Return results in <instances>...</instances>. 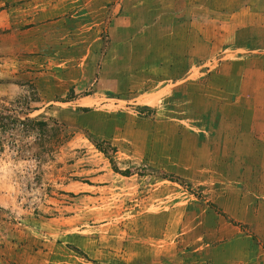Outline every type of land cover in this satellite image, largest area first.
Here are the masks:
<instances>
[{
	"label": "rangeland",
	"instance_id": "obj_1",
	"mask_svg": "<svg viewBox=\"0 0 264 264\" xmlns=\"http://www.w3.org/2000/svg\"><path fill=\"white\" fill-rule=\"evenodd\" d=\"M189 1L0 0V105L71 134L3 140L0 264H264V29Z\"/></svg>",
	"mask_w": 264,
	"mask_h": 264
},
{
	"label": "crops",
	"instance_id": "obj_2",
	"mask_svg": "<svg viewBox=\"0 0 264 264\" xmlns=\"http://www.w3.org/2000/svg\"><path fill=\"white\" fill-rule=\"evenodd\" d=\"M55 1H56V4L59 1L66 2L65 3L66 13H71L74 15V13L77 12L76 5L74 3L76 2V0L75 1L74 0L72 1L55 0ZM190 3H193L195 7L190 11L191 13L189 12V14L193 16L194 21L193 20L192 21L194 23L193 24L194 29L195 27L197 29L198 28L203 29L204 23H207L211 25V27H215L216 29H222L226 27L227 26L226 24H229V22H233L231 23L233 24L232 26L233 29H238V30H252V29L259 30L261 28L264 29V3L260 0H258L257 2L254 0H194V2L189 1V4ZM101 9H105V12L108 10L106 5H102V6L100 5V7H98V9L96 10L100 11ZM113 9L112 10L114 12L117 11L116 6ZM183 9H184L183 12L187 14L188 8L186 9L183 8ZM89 11L91 12L92 10H89ZM95 11H92V12H95ZM124 11L125 10L122 8V13L119 16H117V12H116L115 14L116 17L113 18L112 21L107 23V27L108 25L113 26L114 23L116 24L115 26H120L122 22H120L119 19L120 17H122V15L125 14ZM179 12H182V9L179 10ZM176 14L178 16V13ZM196 25H198L199 27H197ZM168 28H171V26L169 25ZM120 29L124 30L122 27ZM98 39L99 37H96L95 39H92L91 41H89V44H88L89 47H92V46L93 47L91 50L89 48L88 53H87L88 56L95 57V56L100 55V54H97L98 51H96L98 48V45H97ZM124 40L125 39L122 37V39L120 40V43L123 44L124 42L125 43L130 42L132 45V43L134 42L133 39L131 40L127 39V42ZM115 41L116 40H113V39L110 40L108 42L109 48H106L104 53L100 55L101 64L102 62H104L105 59L107 60L111 58H117L118 56L119 58H122V54L120 53V50L118 51V54L116 52H112V47L114 48L113 42ZM120 48L121 46L119 47V49ZM259 57H264V55L260 54ZM196 73L201 74L199 71L198 72L196 71L193 74L197 75ZM67 91H68V88H64L62 93L65 94Z\"/></svg>",
	"mask_w": 264,
	"mask_h": 264
},
{
	"label": "trees",
	"instance_id": "obj_3",
	"mask_svg": "<svg viewBox=\"0 0 264 264\" xmlns=\"http://www.w3.org/2000/svg\"><path fill=\"white\" fill-rule=\"evenodd\" d=\"M72 100L68 97L64 101ZM19 112H13L8 107L0 105V149L3 140L9 148L15 149L19 154L33 150L35 161H46L54 153V145L62 146L70 138L66 127L53 119H40L29 117L27 113L21 116ZM55 126V127H54ZM28 139H33L27 142ZM26 140V141H25ZM102 145H108L111 153L116 149L111 147L108 141L96 143L95 147L105 154Z\"/></svg>",
	"mask_w": 264,
	"mask_h": 264
}]
</instances>
